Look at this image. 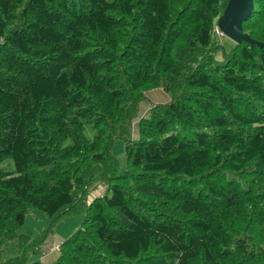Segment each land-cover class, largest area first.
<instances>
[{"label": "trees", "instance_id": "trees-1", "mask_svg": "<svg viewBox=\"0 0 264 264\" xmlns=\"http://www.w3.org/2000/svg\"><path fill=\"white\" fill-rule=\"evenodd\" d=\"M229 1L0 0V264H264V45L216 42ZM30 209L84 212L52 262Z\"/></svg>", "mask_w": 264, "mask_h": 264}, {"label": "rangeland", "instance_id": "rangeland-1", "mask_svg": "<svg viewBox=\"0 0 264 264\" xmlns=\"http://www.w3.org/2000/svg\"><path fill=\"white\" fill-rule=\"evenodd\" d=\"M227 8L228 5L225 9V12L222 15H220L216 20L214 35H215V40L219 45L224 44L226 46H231L233 44L234 39L230 37L227 33H225L222 29H220L218 26V20L221 16H223L226 13ZM241 32L245 33L243 32V30H241ZM155 90H161V91H158L156 93L154 92ZM151 91L154 92L155 94L159 93L161 94V96L155 101L150 95L152 93ZM144 93L146 98L139 104L138 106V109L140 107L139 114H137V117L133 121L132 137L134 139L138 137L137 124L140 118L147 113L148 109L151 107V104L155 105L157 103H164L163 101L166 98H168L169 100L167 93L161 88L145 91ZM111 154L118 160L120 169L123 168L125 163V155H124V143L121 139H116L114 141L113 146L111 148ZM93 186L94 187L91 186L92 189L89 195L90 198L94 196H99L103 192H105V185L100 181L94 183ZM83 216H84V212L65 214L53 224L54 226L51 229L50 232L51 234L47 235L44 233L45 234L44 235L41 232L44 231L46 228V222L48 220L47 216L43 212L37 209H30L26 214L23 224L17 229V233L18 234L29 233L33 238H39L41 234L44 235L40 245L42 254L39 257L41 258L42 262H52L58 258V255L60 254V248L62 242L66 240L73 231L79 228ZM15 244H16L15 239L11 240L8 243V245L4 248L3 253L1 255L2 260L9 259L16 255L17 252L15 249Z\"/></svg>", "mask_w": 264, "mask_h": 264}, {"label": "water", "instance_id": "water-1", "mask_svg": "<svg viewBox=\"0 0 264 264\" xmlns=\"http://www.w3.org/2000/svg\"><path fill=\"white\" fill-rule=\"evenodd\" d=\"M253 9V0H230L226 13L218 20L219 28L232 37L234 41L245 40L251 44L264 45V43L257 42L251 39L248 34L241 32L243 21L252 13Z\"/></svg>", "mask_w": 264, "mask_h": 264}, {"label": "crops", "instance_id": "crops-1", "mask_svg": "<svg viewBox=\"0 0 264 264\" xmlns=\"http://www.w3.org/2000/svg\"><path fill=\"white\" fill-rule=\"evenodd\" d=\"M158 91H161V90H155L154 92H158ZM152 92V91H151ZM154 92H152L150 95H151V97L153 98V100H157L160 96H161V94H155ZM168 101V98H166L163 102L165 103V102H167ZM158 104V103H157ZM139 111H140V107H139ZM139 111H138V114H139Z\"/></svg>", "mask_w": 264, "mask_h": 264}, {"label": "bare ground", "instance_id": "bare-ground-1", "mask_svg": "<svg viewBox=\"0 0 264 264\" xmlns=\"http://www.w3.org/2000/svg\"><path fill=\"white\" fill-rule=\"evenodd\" d=\"M60 8V7H59ZM63 11V10H62ZM71 13V12H70ZM66 14V12H65ZM90 14V13H89ZM87 15V14H86ZM84 18V17H83ZM79 26V25H78ZM84 27V26H83ZM78 29V28H77ZM83 30V29H82ZM84 31V30H83ZM87 33V32H86ZM84 34V33H83ZM102 38V37H101ZM81 40V39H80ZM91 40V39H90ZM95 40V39H94ZM93 41V40H92ZM94 44V43H93ZM82 45V44H81ZM84 46V45H83ZM86 46V45H85ZM88 48V47H87ZM6 63V62H5ZM4 64V63H3ZM5 65V64H4ZM3 66V65H2Z\"/></svg>", "mask_w": 264, "mask_h": 264}]
</instances>
